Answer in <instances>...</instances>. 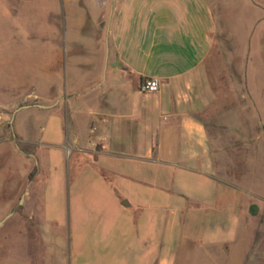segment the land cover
<instances>
[{
  "label": "crops",
  "instance_id": "0c3cea01",
  "mask_svg": "<svg viewBox=\"0 0 264 264\" xmlns=\"http://www.w3.org/2000/svg\"><path fill=\"white\" fill-rule=\"evenodd\" d=\"M220 1L228 19L217 35L214 1L90 0L104 33L98 73L87 66L84 89L60 93L34 118L45 123L35 146L47 175L35 240L50 264H205L238 255L247 199L217 180L205 117L219 96L209 64L224 44L244 91L264 109V41ZM247 1L249 19L257 10ZM152 79L159 92L141 93ZM20 202L34 221L36 201ZM193 215L203 219L201 237L182 243ZM190 244L198 253L187 251Z\"/></svg>",
  "mask_w": 264,
  "mask_h": 264
},
{
  "label": "rangeland",
  "instance_id": "374dc122",
  "mask_svg": "<svg viewBox=\"0 0 264 264\" xmlns=\"http://www.w3.org/2000/svg\"><path fill=\"white\" fill-rule=\"evenodd\" d=\"M212 1L211 15L218 35V23L228 18L221 11V1L209 3ZM251 2L257 13L251 12L249 19L247 0H229L226 4L234 7L240 24L249 21L254 36L264 41V0ZM99 20L100 14L90 0H0V264H41L45 258L41 241L35 240L41 235L35 223L43 217V188L47 184L41 148L35 144L45 123L34 120L44 114L30 108L19 112L15 120L13 116L22 107L45 106L74 86L86 87L89 77L85 68L90 66L95 74L101 61L96 41L104 33ZM262 47L258 49L264 54ZM209 66L219 96L212 116L205 117L215 140L217 180L222 189L246 197L247 207L245 234L239 232L237 237L238 255L205 264H242L239 257L243 248L244 264H264V109L244 91V78L224 44L222 52L211 57ZM17 126L27 130L19 133ZM28 131L34 140L25 139ZM23 195L36 201L34 221L27 214L30 205H18ZM215 205L217 211L224 203L221 200ZM252 207H256L254 215ZM202 220L193 215L191 231L183 232L182 243L193 236L201 237ZM197 250L198 246L187 247L190 253ZM48 259L44 264H50Z\"/></svg>",
  "mask_w": 264,
  "mask_h": 264
},
{
  "label": "built area",
  "instance_id": "2783aa9c",
  "mask_svg": "<svg viewBox=\"0 0 264 264\" xmlns=\"http://www.w3.org/2000/svg\"><path fill=\"white\" fill-rule=\"evenodd\" d=\"M160 82L158 81V79H152L149 81L144 82L141 85V93L143 94H153V93H158L159 89H160Z\"/></svg>",
  "mask_w": 264,
  "mask_h": 264
},
{
  "label": "water",
  "instance_id": "95a60500",
  "mask_svg": "<svg viewBox=\"0 0 264 264\" xmlns=\"http://www.w3.org/2000/svg\"><path fill=\"white\" fill-rule=\"evenodd\" d=\"M30 108H36V109H50L51 108V106H40V105H32V106H26V107H22V108H20L19 110H17L16 112H15V114H14V116H13V120H15V118H16V115L19 113V112H21V111H23V110H27V109H30ZM12 120V121H13ZM11 121V122H12ZM22 202H24V197H23V199H22V201L20 202V204L22 203Z\"/></svg>",
  "mask_w": 264,
  "mask_h": 264
},
{
  "label": "trees",
  "instance_id": "16d2710c",
  "mask_svg": "<svg viewBox=\"0 0 264 264\" xmlns=\"http://www.w3.org/2000/svg\"><path fill=\"white\" fill-rule=\"evenodd\" d=\"M32 177V176H31ZM256 207L251 208V213L254 215L255 214Z\"/></svg>",
  "mask_w": 264,
  "mask_h": 264
}]
</instances>
